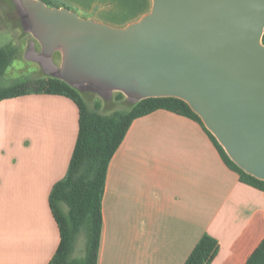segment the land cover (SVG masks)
I'll list each match as a JSON object with an SVG mask.
<instances>
[{
	"label": "crops",
	"instance_id": "1",
	"mask_svg": "<svg viewBox=\"0 0 264 264\" xmlns=\"http://www.w3.org/2000/svg\"><path fill=\"white\" fill-rule=\"evenodd\" d=\"M122 27L151 0H51ZM78 132L68 97L0 100V264H47L60 236L48 195ZM97 264H183L207 234L210 264H244L264 237V191L239 180L202 126L157 109L132 120L108 164Z\"/></svg>",
	"mask_w": 264,
	"mask_h": 264
},
{
	"label": "water",
	"instance_id": "2",
	"mask_svg": "<svg viewBox=\"0 0 264 264\" xmlns=\"http://www.w3.org/2000/svg\"><path fill=\"white\" fill-rule=\"evenodd\" d=\"M125 26L43 0H15L57 76L131 100L172 96L198 114L229 158L264 180V0H151Z\"/></svg>",
	"mask_w": 264,
	"mask_h": 264
},
{
	"label": "trees",
	"instance_id": "3",
	"mask_svg": "<svg viewBox=\"0 0 264 264\" xmlns=\"http://www.w3.org/2000/svg\"><path fill=\"white\" fill-rule=\"evenodd\" d=\"M51 5L48 0H43ZM264 44V32L262 35ZM18 48L11 43L0 46V77L17 57ZM28 93L58 94L70 98L78 109V132L64 175L51 187L50 211L59 229V244L47 264H97L102 229L101 201L110 159L119 147L133 119L157 109L188 117L198 122L209 135L226 166L237 173L240 181L264 191V180L258 179L235 164L201 118L182 99L172 96L131 100L126 109L100 113L77 87L54 75L17 80L0 85V100ZM117 99L123 97L117 92ZM79 235L84 238L83 254L74 255ZM218 249L215 239L203 234L183 264H210ZM244 264H264V237Z\"/></svg>",
	"mask_w": 264,
	"mask_h": 264
},
{
	"label": "rangeland",
	"instance_id": "4",
	"mask_svg": "<svg viewBox=\"0 0 264 264\" xmlns=\"http://www.w3.org/2000/svg\"><path fill=\"white\" fill-rule=\"evenodd\" d=\"M48 1L51 5L54 3L51 0ZM8 43L14 44L18 48V53L3 76L0 77V85L45 75H57L56 68L60 63V52L55 50L51 58L42 55L39 57L40 44L25 29L15 0H0V46ZM77 89L88 104L96 107L100 113L109 114L114 109H126L131 105V99L125 95L117 99L118 91L98 93L88 85H82ZM83 248L84 238L79 235L74 255H82Z\"/></svg>",
	"mask_w": 264,
	"mask_h": 264
}]
</instances>
